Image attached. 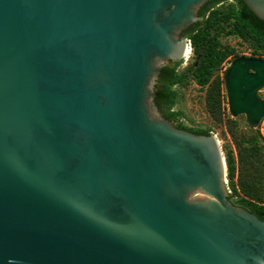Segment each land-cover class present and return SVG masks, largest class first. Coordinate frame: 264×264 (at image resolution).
Listing matches in <instances>:
<instances>
[{
  "label": "water",
  "instance_id": "obj_1",
  "mask_svg": "<svg viewBox=\"0 0 264 264\" xmlns=\"http://www.w3.org/2000/svg\"><path fill=\"white\" fill-rule=\"evenodd\" d=\"M210 1L0 0V264H264L218 135L155 103ZM263 86L264 58H235L231 113L259 124Z\"/></svg>",
  "mask_w": 264,
  "mask_h": 264
},
{
  "label": "trees",
  "instance_id": "obj_2",
  "mask_svg": "<svg viewBox=\"0 0 264 264\" xmlns=\"http://www.w3.org/2000/svg\"><path fill=\"white\" fill-rule=\"evenodd\" d=\"M199 15L202 19L191 25L185 33L192 41L195 61L184 71L178 70L181 61L164 65L155 85L157 92L155 103L163 116L172 122L180 116L173 108L179 96L175 86H184L191 78L202 88L207 89V109L214 119H221L224 81L217 71L230 56L234 55V49L221 41L224 34L241 37L255 46L251 57L264 58V20L260 19L243 0H211L201 8ZM176 126L194 133H210V129H194L182 124ZM259 133L264 140V134L261 131ZM235 140L241 171L237 187L234 181L237 158L232 149L226 150L228 178L232 190L229 198L264 219V146L260 143L244 146L238 139Z\"/></svg>",
  "mask_w": 264,
  "mask_h": 264
},
{
  "label": "rangeland",
  "instance_id": "obj_3",
  "mask_svg": "<svg viewBox=\"0 0 264 264\" xmlns=\"http://www.w3.org/2000/svg\"><path fill=\"white\" fill-rule=\"evenodd\" d=\"M185 33L186 32L180 34L182 38L187 37ZM221 41L224 45L234 49V55L230 56L223 63L222 67L217 71V73L221 76L222 80L224 81V100L222 110L223 113L221 115V119H214V117L209 113L207 109V89L202 88L194 79L191 78L184 86H175V88L179 91V96L173 108L174 111L180 113V116L175 122H171L175 126L177 124H182L186 127L194 129H210V133L217 134L218 138L220 139V144L224 151L225 157V151L228 149H232L237 158V170L234 181L237 184V187H239L238 179L241 170L238 164L237 143L235 138L238 139L240 144L244 146L251 145L253 143H260L262 144V146H264V140L261 138V134L259 133V131H261V133L264 134V119L259 124H253L248 121L246 114L233 115L229 107L228 91L226 88V75L233 60L240 56L251 57L255 46L243 40L241 37L232 34H224L221 38ZM195 58L196 55L193 50L190 59H180L178 61H181L179 71H184L188 66L192 65L195 61ZM259 93H263L264 95V86L259 89ZM160 112L163 116L161 110ZM226 187L229 196L232 193V190L228 178V170ZM231 200L234 202L233 199Z\"/></svg>",
  "mask_w": 264,
  "mask_h": 264
},
{
  "label": "built area",
  "instance_id": "obj_4",
  "mask_svg": "<svg viewBox=\"0 0 264 264\" xmlns=\"http://www.w3.org/2000/svg\"><path fill=\"white\" fill-rule=\"evenodd\" d=\"M185 43H186V45H189L190 46V48H191V53H190V55L189 56H184L183 58H185L186 60H188V59H190V57H191V55H192V51H193V47H192V41H191V39L189 38V37H186L185 38Z\"/></svg>",
  "mask_w": 264,
  "mask_h": 264
},
{
  "label": "bare ground",
  "instance_id": "obj_5",
  "mask_svg": "<svg viewBox=\"0 0 264 264\" xmlns=\"http://www.w3.org/2000/svg\"><path fill=\"white\" fill-rule=\"evenodd\" d=\"M185 46H186V48H187L188 52H187V53H186L184 56H186V57H187V56H189V55H190V53H191V48H190V46H189V45H186V44H185ZM184 56H183V57H184Z\"/></svg>",
  "mask_w": 264,
  "mask_h": 264
},
{
  "label": "flooded vegetation",
  "instance_id": "obj_6",
  "mask_svg": "<svg viewBox=\"0 0 264 264\" xmlns=\"http://www.w3.org/2000/svg\"><path fill=\"white\" fill-rule=\"evenodd\" d=\"M175 62H176V61H174L172 64H175ZM178 70H179V67H178ZM261 95H262V96H261ZM259 96H260L261 98H264L263 93H262V94L259 93ZM263 119H264V117L260 120V122H261Z\"/></svg>",
  "mask_w": 264,
  "mask_h": 264
}]
</instances>
